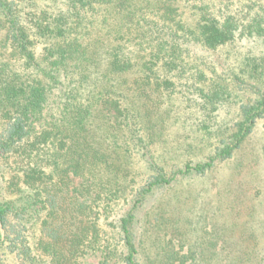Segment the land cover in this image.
Listing matches in <instances>:
<instances>
[{
    "label": "trees",
    "instance_id": "16d2710c",
    "mask_svg": "<svg viewBox=\"0 0 264 264\" xmlns=\"http://www.w3.org/2000/svg\"><path fill=\"white\" fill-rule=\"evenodd\" d=\"M264 0H0V264H264Z\"/></svg>",
    "mask_w": 264,
    "mask_h": 264
},
{
    "label": "rangeland",
    "instance_id": "374dc122",
    "mask_svg": "<svg viewBox=\"0 0 264 264\" xmlns=\"http://www.w3.org/2000/svg\"><path fill=\"white\" fill-rule=\"evenodd\" d=\"M263 132H264V130H263V131H260V130H259V132H258L259 135H256L255 137H256V138H260L261 136H263ZM85 263H86V264H98V258H97L96 256H93V257L87 258V259L85 260Z\"/></svg>",
    "mask_w": 264,
    "mask_h": 264
}]
</instances>
